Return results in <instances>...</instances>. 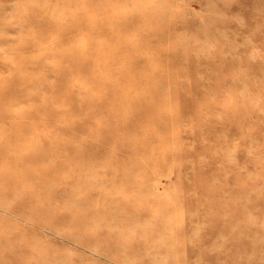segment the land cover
I'll list each match as a JSON object with an SVG mask.
<instances>
[{"label": "rangeland", "instance_id": "obj_1", "mask_svg": "<svg viewBox=\"0 0 264 264\" xmlns=\"http://www.w3.org/2000/svg\"><path fill=\"white\" fill-rule=\"evenodd\" d=\"M5 80L0 264H264V0H0Z\"/></svg>", "mask_w": 264, "mask_h": 264}, {"label": "bare ground", "instance_id": "obj_2", "mask_svg": "<svg viewBox=\"0 0 264 264\" xmlns=\"http://www.w3.org/2000/svg\"><path fill=\"white\" fill-rule=\"evenodd\" d=\"M133 23V22H132ZM19 61V60H18ZM9 83L5 80V81H3V82H1L0 83V87H4V86H6V85H8ZM109 84V86L111 85V82L110 83H108ZM99 148V147H98ZM92 159V158H91ZM24 171V170H23ZM117 177H118V175H116ZM23 196V195H22ZM86 216V215H85ZM88 216V215H87ZM87 216H86V218H87ZM86 220V219H85ZM85 222V221H84Z\"/></svg>", "mask_w": 264, "mask_h": 264}]
</instances>
